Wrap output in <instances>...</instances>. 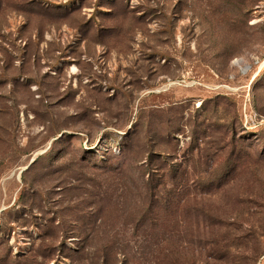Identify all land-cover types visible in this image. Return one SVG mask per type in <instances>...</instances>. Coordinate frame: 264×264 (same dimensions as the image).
<instances>
[{
    "label": "rangeland",
    "instance_id": "374dc122",
    "mask_svg": "<svg viewBox=\"0 0 264 264\" xmlns=\"http://www.w3.org/2000/svg\"><path fill=\"white\" fill-rule=\"evenodd\" d=\"M224 230L264 264V0H0V264H205Z\"/></svg>",
    "mask_w": 264,
    "mask_h": 264
},
{
    "label": "trees",
    "instance_id": "16d2710c",
    "mask_svg": "<svg viewBox=\"0 0 264 264\" xmlns=\"http://www.w3.org/2000/svg\"><path fill=\"white\" fill-rule=\"evenodd\" d=\"M176 200L177 203H180V197L176 194L172 196V201ZM180 206V205H179ZM179 206L176 210L179 209ZM215 219H218L220 227H226V222L224 218H219L214 216ZM230 235L226 230L219 231L217 234H211V238L206 241L207 258L205 264H233L234 257L231 251L232 241L230 240ZM250 259V258H249Z\"/></svg>",
    "mask_w": 264,
    "mask_h": 264
}]
</instances>
